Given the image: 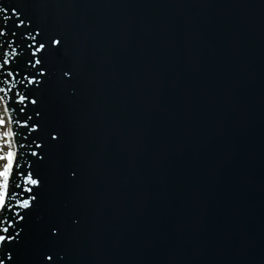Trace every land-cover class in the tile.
Returning <instances> with one entry per match:
<instances>
[{"label": "water", "instance_id": "water-1", "mask_svg": "<svg viewBox=\"0 0 264 264\" xmlns=\"http://www.w3.org/2000/svg\"><path fill=\"white\" fill-rule=\"evenodd\" d=\"M11 3L76 72L37 92L67 129L40 171L41 212L79 217L69 264H264V0Z\"/></svg>", "mask_w": 264, "mask_h": 264}, {"label": "snow or ice", "instance_id": "snow-or-ice-1", "mask_svg": "<svg viewBox=\"0 0 264 264\" xmlns=\"http://www.w3.org/2000/svg\"><path fill=\"white\" fill-rule=\"evenodd\" d=\"M75 79L64 36L35 25L11 0L0 3V264H69L58 246L68 221L75 230L79 217L41 212L49 182L40 171L53 155L58 163L69 160L67 129L51 99L45 104L37 92L51 88L75 95ZM68 171L78 176L76 169ZM34 221L44 247L29 259L24 252Z\"/></svg>", "mask_w": 264, "mask_h": 264}]
</instances>
